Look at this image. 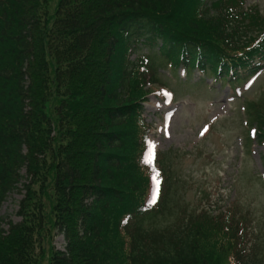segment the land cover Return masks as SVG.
I'll return each instance as SVG.
<instances>
[{"label": "trees", "instance_id": "1", "mask_svg": "<svg viewBox=\"0 0 264 264\" xmlns=\"http://www.w3.org/2000/svg\"><path fill=\"white\" fill-rule=\"evenodd\" d=\"M240 3L0 0V208L24 191L20 222H0V264H264V228L235 201L176 214L168 177L145 205L158 172L145 158L146 87L168 64H209L216 78L243 66L264 18ZM143 47L148 75L131 59ZM250 109L264 142V98Z\"/></svg>", "mask_w": 264, "mask_h": 264}, {"label": "rangeland", "instance_id": "2", "mask_svg": "<svg viewBox=\"0 0 264 264\" xmlns=\"http://www.w3.org/2000/svg\"><path fill=\"white\" fill-rule=\"evenodd\" d=\"M245 1L264 12V0ZM29 9L33 12L35 6ZM49 11L53 14L51 6ZM165 77L160 79L175 91V98L164 101L161 91L149 97L144 116L152 126L151 148L162 153L163 160L164 154H168L165 175L172 179L170 190L172 202H176V214L194 212L208 204L214 209L235 200L243 219L259 232L264 228V145L250 142L252 135L248 136V128L253 120L246 116L244 107L247 102L264 96L263 76L237 98L232 97L234 94L227 85L211 83L196 71L185 85L180 83L185 81L182 75L176 74L170 80ZM206 84H213L212 90ZM34 189L40 195L38 187ZM23 196L20 184L2 204L0 222L5 231L8 220L20 222L17 212ZM64 244L61 235L52 240L56 249L63 250Z\"/></svg>", "mask_w": 264, "mask_h": 264}]
</instances>
